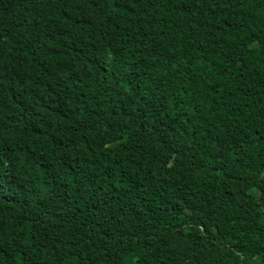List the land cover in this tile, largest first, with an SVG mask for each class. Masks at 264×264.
Here are the masks:
<instances>
[{
	"label": "trees",
	"instance_id": "trees-1",
	"mask_svg": "<svg viewBox=\"0 0 264 264\" xmlns=\"http://www.w3.org/2000/svg\"><path fill=\"white\" fill-rule=\"evenodd\" d=\"M0 264H264V0H0Z\"/></svg>",
	"mask_w": 264,
	"mask_h": 264
}]
</instances>
